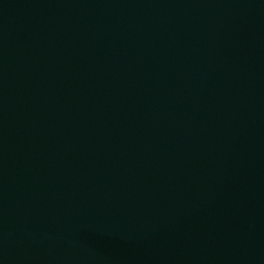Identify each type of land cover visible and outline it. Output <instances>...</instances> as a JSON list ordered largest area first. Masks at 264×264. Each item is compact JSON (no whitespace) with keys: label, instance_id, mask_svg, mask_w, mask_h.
<instances>
[{"label":"water","instance_id":"1","mask_svg":"<svg viewBox=\"0 0 264 264\" xmlns=\"http://www.w3.org/2000/svg\"><path fill=\"white\" fill-rule=\"evenodd\" d=\"M0 264H264V0H0Z\"/></svg>","mask_w":264,"mask_h":264}]
</instances>
